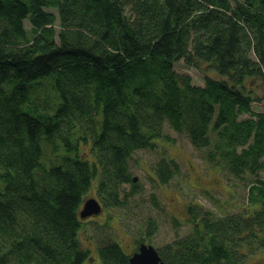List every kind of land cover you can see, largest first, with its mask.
Listing matches in <instances>:
<instances>
[{
    "label": "trees",
    "instance_id": "16d2710c",
    "mask_svg": "<svg viewBox=\"0 0 264 264\" xmlns=\"http://www.w3.org/2000/svg\"><path fill=\"white\" fill-rule=\"evenodd\" d=\"M181 60L203 70L202 86L176 71ZM256 78L264 0H0V264H84L90 187L119 208L124 184L139 191L130 159L171 132L226 177L249 179L248 203L216 215L188 202L191 230L157 249L163 263L264 264ZM153 170L160 186L181 171L164 155ZM157 227L149 219L146 231ZM97 243L99 264H130L113 238Z\"/></svg>",
    "mask_w": 264,
    "mask_h": 264
},
{
    "label": "rangeland",
    "instance_id": "374dc122",
    "mask_svg": "<svg viewBox=\"0 0 264 264\" xmlns=\"http://www.w3.org/2000/svg\"><path fill=\"white\" fill-rule=\"evenodd\" d=\"M26 27L30 28L28 22ZM175 66L177 72L191 75L195 84H204L205 74L202 69L186 66L183 60ZM248 84L255 97L253 109L264 112V83L256 78ZM170 134L174 142L163 141L156 150H139L130 159L129 167L132 177H137L135 183L139 191L128 196L125 192H130L132 185L124 184L122 190L125 192L120 195L123 204L119 208L106 207L107 212L98 218L82 222L79 230L81 245L90 251L84 264H99L97 242L111 237L122 243L125 252L129 253L128 245H132L134 239L145 237L149 219L156 220L158 225L157 232L149 240L156 249L174 242L178 236L186 235L191 230L186 212L188 202H197L216 215L240 212L247 207L249 179L226 177L218 168L214 169L204 163L185 137L175 132ZM90 153V146H81L82 157H91ZM162 155L174 157L181 171L171 183L160 186L155 179L153 164ZM261 177L264 179V173ZM95 183L97 181L90 187L84 200L97 196ZM103 232L111 234L110 237L106 238Z\"/></svg>",
    "mask_w": 264,
    "mask_h": 264
},
{
    "label": "water",
    "instance_id": "95a60500",
    "mask_svg": "<svg viewBox=\"0 0 264 264\" xmlns=\"http://www.w3.org/2000/svg\"><path fill=\"white\" fill-rule=\"evenodd\" d=\"M137 181V177L134 178V182ZM101 205L99 201L95 199H88L84 204L81 212V218L87 219L90 216H98L101 213ZM130 264H165L161 260V257L153 245L143 243L139 249L133 253L130 257Z\"/></svg>",
    "mask_w": 264,
    "mask_h": 264
},
{
    "label": "flooded vegetation",
    "instance_id": "af4514ba",
    "mask_svg": "<svg viewBox=\"0 0 264 264\" xmlns=\"http://www.w3.org/2000/svg\"><path fill=\"white\" fill-rule=\"evenodd\" d=\"M90 199H95L96 201H99L100 202V205H101V213L98 215V216H90V217H88L87 219H82L81 218V210L83 209V206H84V204L87 202V200H84L85 202L83 203V205H81V208L79 209V220H80V223H81V225H82V222H88L89 220H94V219H96V218H98L99 216H101L104 212H107V211H105V209H106V203H105V200H103L101 197H99V196H95V197H90ZM110 207H112V206H110ZM112 208H114V207H112ZM112 210V209H111ZM186 212H187V208H186ZM157 229H158V227H157ZM157 229L155 230V232L153 233H151L150 235H149V232L147 231L146 232V234H145V237L143 236L142 238H138V240H135L134 239V241H132V245H128V248H129V253H127V254H129L130 256H133V253L134 252H136L138 249H139V247H140V245L141 244H143V243H146V244H148V245H153L152 243H150L149 242V240L151 239V237H153L154 236V234L157 232ZM102 234H104L105 235V237L106 238H109L110 237V235L111 234H106V233H102ZM111 238H113L116 242H118L119 243V245L120 246H122L123 247V245H122V243H120L118 240H116L114 237H111ZM99 239V236L96 238V241ZM154 246V245H153ZM124 248V247H123ZM89 249H91V248H89ZM96 249H97V247H96ZM95 249V250H96ZM125 249V248H124ZM96 252H97V250H96ZM97 255H98V253H97ZM99 256V255H98Z\"/></svg>",
    "mask_w": 264,
    "mask_h": 264
}]
</instances>
